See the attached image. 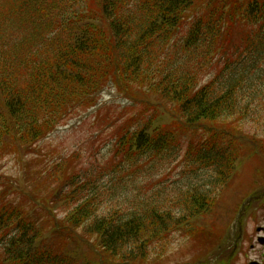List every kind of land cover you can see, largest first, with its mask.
<instances>
[{
  "label": "trees",
  "instance_id": "1",
  "mask_svg": "<svg viewBox=\"0 0 264 264\" xmlns=\"http://www.w3.org/2000/svg\"><path fill=\"white\" fill-rule=\"evenodd\" d=\"M52 9L62 19L48 20ZM28 20L37 24L26 33ZM107 87L131 103L105 112L110 170L81 168L76 151L35 174L59 118L96 109ZM263 94L264 0H0V162L16 157L25 184L0 181V264H181L166 257L180 228L191 246H220L218 195L247 156L227 144ZM196 131L181 158L184 134ZM179 157L193 177L172 195L145 198L142 181L115 177L155 174Z\"/></svg>",
  "mask_w": 264,
  "mask_h": 264
},
{
  "label": "rangeland",
  "instance_id": "2",
  "mask_svg": "<svg viewBox=\"0 0 264 264\" xmlns=\"http://www.w3.org/2000/svg\"><path fill=\"white\" fill-rule=\"evenodd\" d=\"M66 6L63 8L65 10ZM63 11L58 12L56 9H52L48 13L49 19H62L61 15ZM222 59L219 57L212 62V66L209 70L201 76V84L209 81L221 68ZM260 101V102H258ZM263 101V102H261ZM100 106L98 107L100 114L97 118L95 114L98 110L94 109L88 111L79 117H74L67 122L64 119L60 125L43 143L45 148H52L59 154L65 155L71 153L74 149H80L84 157L91 161V164L98 165L102 162L103 157L107 155L109 151L110 142L114 141V136L111 130L108 129L109 123L105 112H109V115L118 116L123 112H128L131 107V103L125 100L122 96L112 90H105L99 97ZM248 112H252L251 115L245 120L244 125L241 127V132L238 130L240 142L242 141L246 147L251 148L256 152L257 160H242L245 163L243 168L238 167L235 172V179L227 185L219 194L218 199L221 202L222 210L219 213L218 229L221 232V238L225 239L229 237V240L237 238L238 229L233 230L232 224L235 221L239 206L243 197L247 198L251 194L259 193L264 190V172L255 170V163L258 167L264 169V98L259 96L255 99V103H250L247 109ZM185 133V138L182 144V156L188 149V144L192 141L199 143V136L201 131L194 132L193 135ZM207 137L205 135L203 138ZM257 145V146H254ZM239 147V143L235 145ZM253 147V148H252ZM242 149H239V153H242ZM57 159V154H53L52 158ZM3 175L15 177L19 176L18 165L14 158H6L1 163L0 173ZM257 172V173H256ZM119 176L120 173L118 172ZM132 177H136L138 181L143 182V189L140 192L142 196L148 198L150 194H154L158 189L162 188V185L167 187H176L175 184L180 181H185L189 178L188 167L185 168L180 157L175 160H167L158 170H155V174L143 171H137ZM159 175V177H156ZM256 175V177H255ZM128 176V173L124 174V178ZM123 178V179H124ZM3 180V179H2ZM124 181V180H123ZM179 181V182H178ZM4 182V180H3ZM135 183H131V187L134 188ZM247 214L242 219V239L238 241L237 250L232 251L233 256L230 259V264H247L249 261H259L264 264L263 251L264 248L259 247L256 242L258 233L257 228L264 229V210H259V213L252 207L246 212ZM256 216L255 219L251 218ZM251 218V219H250ZM262 235V234H261ZM172 245L171 251L168 252V257L173 254L175 260L182 262L185 258L186 251H181L185 246L186 239H184L181 232H175L171 235ZM192 244V243H191ZM195 244L191 249V255L196 257L203 252L201 242H194ZM221 244V241H219ZM231 242L229 241V248ZM253 245V248H251ZM179 247V248H178ZM224 247H222L223 249ZM251 248V249H250ZM204 250V249H203ZM214 251L213 247L208 251ZM207 252V253H208ZM226 252V251H225ZM215 252L212 253V256ZM204 258L205 254L202 255ZM211 256V257H212ZM192 259V257L190 258Z\"/></svg>",
  "mask_w": 264,
  "mask_h": 264
},
{
  "label": "water",
  "instance_id": "3",
  "mask_svg": "<svg viewBox=\"0 0 264 264\" xmlns=\"http://www.w3.org/2000/svg\"><path fill=\"white\" fill-rule=\"evenodd\" d=\"M244 207L241 208V211L239 213V215L241 214L242 210H243ZM251 264H257V263H251Z\"/></svg>",
  "mask_w": 264,
  "mask_h": 264
},
{
  "label": "flooded vegetation",
  "instance_id": "4",
  "mask_svg": "<svg viewBox=\"0 0 264 264\" xmlns=\"http://www.w3.org/2000/svg\"><path fill=\"white\" fill-rule=\"evenodd\" d=\"M238 230H240V227H238Z\"/></svg>",
  "mask_w": 264,
  "mask_h": 264
}]
</instances>
